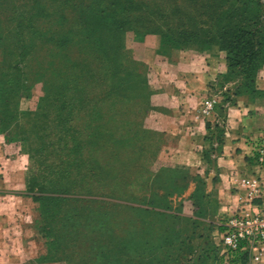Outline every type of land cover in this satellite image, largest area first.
I'll use <instances>...</instances> for the list:
<instances>
[{
  "label": "rangeland",
  "instance_id": "obj_1",
  "mask_svg": "<svg viewBox=\"0 0 264 264\" xmlns=\"http://www.w3.org/2000/svg\"><path fill=\"white\" fill-rule=\"evenodd\" d=\"M138 1L151 6L153 15L103 16L115 8L107 0H7L2 7L4 28L14 27V17H20L22 28L10 42L21 43V50L9 52L7 69H0V149L9 151L6 169L21 178L22 187L6 191L25 199L18 220L27 246L23 264L93 263L86 246L99 241L95 234L84 238L81 228L93 218L89 208H110L106 202L117 195L136 205L144 195L167 201L148 218L116 208L112 221L127 241L119 248L125 263L132 253L133 264H221L215 247L236 208L222 210L226 204L217 184L227 104L264 100L257 87L264 44L254 84L247 80L236 96L239 81L229 75L235 52L227 41L243 27L258 26L264 37V0ZM180 9L191 17L204 15L206 33L199 36L191 19L178 27L174 19ZM77 14L84 24H77ZM197 59L225 71L210 81L213 85L205 78L204 96L197 93L199 77L181 73L187 65L196 68ZM3 74L11 76L10 85ZM254 87L257 94L245 93ZM185 116L195 119L191 125L180 121ZM188 130L190 136L184 134ZM107 136L114 137L105 143ZM125 137L133 144L120 153L113 140ZM119 153V160L112 158ZM182 157L189 166L174 162ZM103 168L125 174L118 194L110 193L106 181L97 185L96 171ZM163 170L167 173L159 179ZM62 197L66 200H58ZM147 230L148 246L143 245ZM101 241L106 244L107 238Z\"/></svg>",
  "mask_w": 264,
  "mask_h": 264
},
{
  "label": "trees",
  "instance_id": "obj_2",
  "mask_svg": "<svg viewBox=\"0 0 264 264\" xmlns=\"http://www.w3.org/2000/svg\"><path fill=\"white\" fill-rule=\"evenodd\" d=\"M7 0H0V69H2V71L7 69V55L9 54V52L12 51H18L21 50L22 44L21 43H16L14 44H10L11 40L13 38L17 39L21 36L20 34V30L21 28V19L20 17H14L12 19V22H14V27L11 29H5L4 27H8L7 23L4 22L2 20L1 15H3L2 13V7L4 5V3ZM97 1V0H96ZM103 1V0H100ZM106 1V0H104ZM109 4L111 3H115V8L114 9H110L112 12L109 11H105L103 16L106 15H119L121 13H126V14H130L131 11L135 12V13H142V14H147L149 12L150 16L153 15V12L150 10V7L147 6V8L143 5V2H140L138 0H107ZM79 3H76L77 5L81 4L80 1H77ZM99 2V1H98ZM142 3V4H141ZM153 5H155V3H153ZM155 7V6H153ZM157 8V7H156ZM159 9V8H157ZM157 9H154V13L156 16L159 15V11ZM184 13H186V11H184L183 9H180L179 14H175L176 17L174 19L175 22H177V26H181L183 24H185V21H190V19L192 20V22H196L197 25L195 26L197 29H199L198 31V35L202 36L201 34L206 33L205 32V28L201 25H204L205 21V17L204 15L200 14V15H196V16H192V13H187L186 15H184ZM77 18V24H84L85 21H83V19L81 18V16L79 14L76 15ZM155 16V17H156ZM154 17V18H155ZM133 22L134 20L132 18H128L126 19V24L131 27L133 26ZM214 22V21H213ZM206 24V23H205ZM211 35L213 37H211V39L214 38V34H212V32L208 33V35ZM20 41V40H18ZM22 42V41H20ZM264 44V37H263V33L260 30V27L258 26H254V29H250L246 27H243L239 30L238 35L237 36H233V37H229L228 41H227V46H229L228 48L231 50H234L235 53H233V59L234 60V64L231 63V65H229V75L230 76H235L234 78L237 79V82L239 81V83H237V88H235V93L234 95L237 96V91H239L242 86H245L247 83V80H249V83L254 84L255 82V77L257 75V67L255 65H258L260 60L258 59V55L260 56L261 51L260 48L263 46ZM231 46V48H230ZM230 54V53H229ZM231 55V54H230ZM232 56V55H231ZM231 60V59H230ZM229 61V59H228ZM235 66V67H234ZM249 68V69H248ZM239 69L241 74H234V70ZM244 71V73H242ZM241 75L244 76V79L242 81V83L240 82V77ZM2 76L6 77V79L4 81H6V84L10 85L12 83V78L10 75L8 74H3ZM245 82V83H243ZM241 86V88L239 87ZM248 87V86H246ZM249 88V87H248ZM237 89V91H236ZM250 92L251 94H257L255 87L253 89H250V91H245V93ZM128 126L130 127V124H128ZM134 127V125H133ZM139 129V128H138ZM140 130V129H139ZM141 131V130H140ZM114 136H111L110 138H112ZM109 136H107V138H105L104 142L106 143L107 139H110ZM113 144H116L117 147H119L120 149H122L120 151L123 152L125 151L124 149H126L127 147L130 148L133 144V139L129 138V137H125L123 139H116L113 140ZM120 153L116 156H112L113 159L119 160L120 159ZM96 171V170H94ZM125 172V171H124ZM161 173V174H160ZM159 174V179H162L164 177V174L167 173V170H163L161 171ZM116 174V175H115ZM96 175H100L101 177H99V180L101 181V183L99 182L98 178L96 177V183L97 185L102 186L105 185L106 183H109L108 185V190H110V193L113 194H118V192H121L122 190V185L120 183V178L122 176V178H124V175L122 172L121 173H116L114 170H110V171H106L105 168L101 169L100 171H96ZM94 176V174H93ZM158 176V175H157ZM156 176V177H157ZM156 177H153L154 179H151V182L155 181ZM104 181H106V183H103ZM124 181V180H123ZM122 181V184H124V182ZM91 185V184H90ZM111 185V186H110ZM91 187H94L91 186ZM128 189H125V192ZM65 197V196H63ZM60 198L58 200L61 201H65V198ZM120 196L117 195V198H115V201H112L111 203L106 202V204L110 205L111 207H106L105 208H98L96 207L95 209L98 210H94L93 207L89 208L92 211V217L91 220L89 219L87 222L89 223V225H87L86 230L81 228V232H83L84 238H86L89 234H95L96 238L99 241V244H93L90 245L89 247L86 246V256L89 262H93V263H88V264H106L105 262H107L108 264H123L125 263V261H123V259L121 258V253H123V250H120V246H126V238H124L123 235H120L119 232H116L115 228L118 227V223H113L112 219L115 217V215H117L118 213L115 211L117 207L121 208L122 210H126L127 212L133 213L135 211H139L140 215L148 218L149 215H151L152 213H155L156 210V206H162L165 204H167V201L164 198L158 197L157 198H153L151 195H144L142 198V201L139 205H136L135 202L132 199H122L119 198ZM93 201L90 202H98L96 201V199H91ZM101 201V200H100ZM103 202V201H101ZM137 202V201H136ZM153 205V206H152ZM160 209H164V207H160ZM166 209V208H165ZM90 211V212H91ZM89 212V214H90ZM108 215H111V221H109ZM107 219V220H106ZM149 231L147 230L144 238H143V245L145 244L146 246H148V244H150V235L148 233ZM107 238V243L104 244L103 241H101V238ZM88 238V237H87ZM86 241V240H85ZM165 242V241H164ZM103 243V245H102ZM130 244V243H129ZM164 249V247H161ZM217 254H218V258L220 260L221 263V257H220V252H219V248L215 247ZM146 257H149L147 255H144L143 259L145 260ZM127 259V258H126ZM248 259L247 257H243L240 258L239 261H236L235 264H247ZM125 264H133L132 261V253L131 256L129 257V260H126Z\"/></svg>",
  "mask_w": 264,
  "mask_h": 264
},
{
  "label": "crops",
  "instance_id": "obj_3",
  "mask_svg": "<svg viewBox=\"0 0 264 264\" xmlns=\"http://www.w3.org/2000/svg\"><path fill=\"white\" fill-rule=\"evenodd\" d=\"M223 72H225L224 66L220 65L218 69H210L204 61L197 59L196 68L190 69V66L187 65L181 73L186 77H193V73L199 77L197 93L204 96L205 90L208 89L205 78L208 83L215 80ZM210 84L213 85L212 82ZM257 87L258 90L264 92V72L259 76ZM185 88L189 90L188 85H185ZM190 106L185 105L189 113ZM227 109L229 112L226 120L225 142L220 154L224 164L218 167L220 172H217L219 175L217 184L222 188L219 192V200L220 202L224 200L226 205H224L222 210L225 212L233 210L237 205V180L257 173V169L249 158V149L246 142L248 140H258L264 133V100L259 102L240 101L236 104H227ZM181 119L189 125H191L190 121L193 122L195 120L189 116L180 118V121ZM197 123L201 128L205 126L201 119ZM190 133L191 131L188 130L184 134L190 136ZM8 154V150L0 149V166H2L0 167V264H23L24 262L20 260L24 258L27 246L20 239L23 229L19 228L18 220L23 215L22 204L25 199L23 200L21 196H17L15 192L6 191V188L17 190L22 187L20 175L16 173L10 174V171L6 169L5 164ZM203 155L204 153H199V156ZM182 158L174 162L187 165V160L189 159L187 157ZM11 222H15V226H12ZM13 251L14 253L18 251L20 255L17 256L19 257L10 256L9 254L13 253ZM262 264H264V261Z\"/></svg>",
  "mask_w": 264,
  "mask_h": 264
},
{
  "label": "built area",
  "instance_id": "obj_4",
  "mask_svg": "<svg viewBox=\"0 0 264 264\" xmlns=\"http://www.w3.org/2000/svg\"><path fill=\"white\" fill-rule=\"evenodd\" d=\"M248 149L257 173L236 182L237 205L227 215L217 243L221 264H235L243 257L249 264L264 261V133Z\"/></svg>",
  "mask_w": 264,
  "mask_h": 264
}]
</instances>
